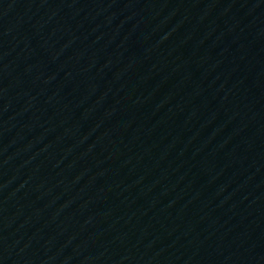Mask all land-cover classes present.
<instances>
[{
	"label": "water",
	"instance_id": "95a60500",
	"mask_svg": "<svg viewBox=\"0 0 264 264\" xmlns=\"http://www.w3.org/2000/svg\"><path fill=\"white\" fill-rule=\"evenodd\" d=\"M0 264H264V0H0Z\"/></svg>",
	"mask_w": 264,
	"mask_h": 264
}]
</instances>
